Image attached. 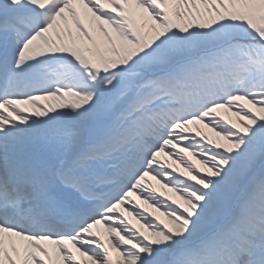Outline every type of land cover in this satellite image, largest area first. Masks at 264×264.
Instances as JSON below:
<instances>
[{
	"label": "snow or ice",
	"instance_id": "obj_1",
	"mask_svg": "<svg viewBox=\"0 0 264 264\" xmlns=\"http://www.w3.org/2000/svg\"><path fill=\"white\" fill-rule=\"evenodd\" d=\"M0 264H264V0H0Z\"/></svg>",
	"mask_w": 264,
	"mask_h": 264
},
{
	"label": "bare ground",
	"instance_id": "obj_2",
	"mask_svg": "<svg viewBox=\"0 0 264 264\" xmlns=\"http://www.w3.org/2000/svg\"><path fill=\"white\" fill-rule=\"evenodd\" d=\"M153 183L155 184V181H153ZM157 187H159L158 185H157ZM150 211H151V209H150ZM157 215H159V213H157ZM162 218V217H161ZM135 222V221H134ZM101 231H102V229H101Z\"/></svg>",
	"mask_w": 264,
	"mask_h": 264
}]
</instances>
